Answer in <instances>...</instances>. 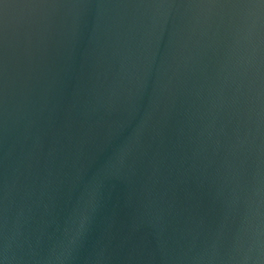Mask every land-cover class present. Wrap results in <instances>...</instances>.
<instances>
[{
  "label": "water",
  "instance_id": "water-1",
  "mask_svg": "<svg viewBox=\"0 0 264 264\" xmlns=\"http://www.w3.org/2000/svg\"><path fill=\"white\" fill-rule=\"evenodd\" d=\"M0 264H264V0H0Z\"/></svg>",
  "mask_w": 264,
  "mask_h": 264
}]
</instances>
